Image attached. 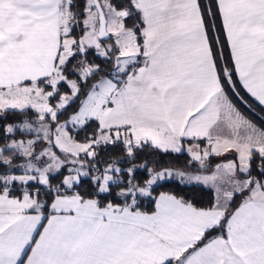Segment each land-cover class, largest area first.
<instances>
[{
	"label": "snow or ice",
	"instance_id": "1",
	"mask_svg": "<svg viewBox=\"0 0 264 264\" xmlns=\"http://www.w3.org/2000/svg\"><path fill=\"white\" fill-rule=\"evenodd\" d=\"M0 264H264V0H0Z\"/></svg>",
	"mask_w": 264,
	"mask_h": 264
},
{
	"label": "trees",
	"instance_id": "2",
	"mask_svg": "<svg viewBox=\"0 0 264 264\" xmlns=\"http://www.w3.org/2000/svg\"><path fill=\"white\" fill-rule=\"evenodd\" d=\"M241 110L242 111H245L247 115L250 116L251 119H253L257 124H260V120L252 115L251 113H247V111L245 109H243V107L241 106ZM182 162V161H181ZM185 195L187 196H192V197H195V199L197 200V202H203L202 203V206H207L208 203L210 202V200L212 199V196L210 193H201V192H186L184 193ZM237 204L239 203V200H237L236 202Z\"/></svg>",
	"mask_w": 264,
	"mask_h": 264
}]
</instances>
